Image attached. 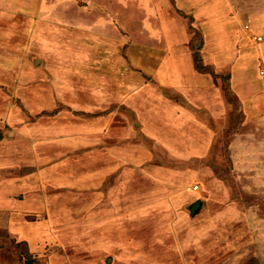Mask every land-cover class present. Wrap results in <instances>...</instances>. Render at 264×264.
Returning <instances> with one entry per match:
<instances>
[{
  "label": "rangeland",
  "instance_id": "374dc122",
  "mask_svg": "<svg viewBox=\"0 0 264 264\" xmlns=\"http://www.w3.org/2000/svg\"><path fill=\"white\" fill-rule=\"evenodd\" d=\"M0 264H264V0H0Z\"/></svg>",
  "mask_w": 264,
  "mask_h": 264
},
{
  "label": "water",
  "instance_id": "95a60500",
  "mask_svg": "<svg viewBox=\"0 0 264 264\" xmlns=\"http://www.w3.org/2000/svg\"><path fill=\"white\" fill-rule=\"evenodd\" d=\"M201 207V201H197L196 203H194L191 207H190V214L192 216L195 215V212Z\"/></svg>",
  "mask_w": 264,
  "mask_h": 264
},
{
  "label": "built area",
  "instance_id": "2783aa9c",
  "mask_svg": "<svg viewBox=\"0 0 264 264\" xmlns=\"http://www.w3.org/2000/svg\"><path fill=\"white\" fill-rule=\"evenodd\" d=\"M256 39H257L258 41H261V40H262L260 37H256Z\"/></svg>",
  "mask_w": 264,
  "mask_h": 264
},
{
  "label": "trees",
  "instance_id": "16d2710c",
  "mask_svg": "<svg viewBox=\"0 0 264 264\" xmlns=\"http://www.w3.org/2000/svg\"><path fill=\"white\" fill-rule=\"evenodd\" d=\"M196 61H197V60H196ZM198 68H200V69L204 70V67H200V66H198Z\"/></svg>",
  "mask_w": 264,
  "mask_h": 264
}]
</instances>
